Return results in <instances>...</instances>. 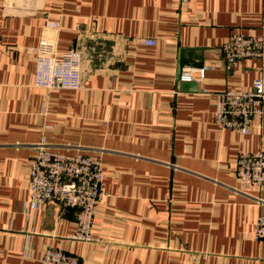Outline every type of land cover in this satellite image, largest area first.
<instances>
[{"label":"crops","instance_id":"0c3cea01","mask_svg":"<svg viewBox=\"0 0 264 264\" xmlns=\"http://www.w3.org/2000/svg\"><path fill=\"white\" fill-rule=\"evenodd\" d=\"M49 19L61 23L59 57L85 52L79 89L34 84ZM234 32L264 34V0H0V264H42L49 247L82 264H264L254 236L264 185L236 178L241 151H264V127L219 128L204 91L264 76V57L227 68L222 45ZM184 67H206L190 80L198 90L183 88ZM43 139L102 154L109 195L95 241L73 237V209H29Z\"/></svg>","mask_w":264,"mask_h":264},{"label":"built area","instance_id":"2783aa9c","mask_svg":"<svg viewBox=\"0 0 264 264\" xmlns=\"http://www.w3.org/2000/svg\"><path fill=\"white\" fill-rule=\"evenodd\" d=\"M186 1V0H185ZM45 33L36 47L37 67L34 84L49 89H79L83 86L84 50L70 48L57 55L58 31L61 23L48 20ZM146 43L155 44L154 39ZM228 69L241 66L245 60L264 57V34L231 33L222 45ZM206 67L181 69L179 80L190 81L205 76ZM215 98L214 122L221 129L249 134L264 127V76H256L248 89L227 88L222 91L204 89ZM105 170L99 152L69 153L48 146L43 139L30 159L29 209L37 210L47 201H55L75 211L76 231L73 237L95 241L93 223L97 204L109 195L105 186ZM236 178L242 188L264 185V151H241L236 160ZM29 236V235H28ZM27 236V238H28ZM256 240H264V216H258L254 228ZM42 264H82L75 254L59 248H47Z\"/></svg>","mask_w":264,"mask_h":264},{"label":"water","instance_id":"95a60500","mask_svg":"<svg viewBox=\"0 0 264 264\" xmlns=\"http://www.w3.org/2000/svg\"><path fill=\"white\" fill-rule=\"evenodd\" d=\"M182 86L186 90H198V83L196 81H183Z\"/></svg>","mask_w":264,"mask_h":264}]
</instances>
